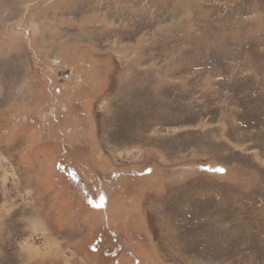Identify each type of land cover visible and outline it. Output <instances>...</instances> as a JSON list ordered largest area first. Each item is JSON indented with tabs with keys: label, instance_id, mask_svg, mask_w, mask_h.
Here are the masks:
<instances>
[{
	"label": "rangeland",
	"instance_id": "1",
	"mask_svg": "<svg viewBox=\"0 0 264 264\" xmlns=\"http://www.w3.org/2000/svg\"><path fill=\"white\" fill-rule=\"evenodd\" d=\"M0 264H264V0H0Z\"/></svg>",
	"mask_w": 264,
	"mask_h": 264
},
{
	"label": "water",
	"instance_id": "2",
	"mask_svg": "<svg viewBox=\"0 0 264 264\" xmlns=\"http://www.w3.org/2000/svg\"><path fill=\"white\" fill-rule=\"evenodd\" d=\"M60 73H62V74H67V72H66V71H65V72H63V71H62V72H60Z\"/></svg>",
	"mask_w": 264,
	"mask_h": 264
}]
</instances>
